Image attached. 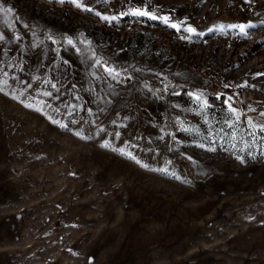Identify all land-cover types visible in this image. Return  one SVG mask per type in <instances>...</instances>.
I'll use <instances>...</instances> for the list:
<instances>
[{
	"label": "rangeland",
	"instance_id": "rangeland-1",
	"mask_svg": "<svg viewBox=\"0 0 264 264\" xmlns=\"http://www.w3.org/2000/svg\"><path fill=\"white\" fill-rule=\"evenodd\" d=\"M78 2L0 0V264H264V0Z\"/></svg>",
	"mask_w": 264,
	"mask_h": 264
},
{
	"label": "snow or ice",
	"instance_id": "snow-or-ice-1",
	"mask_svg": "<svg viewBox=\"0 0 264 264\" xmlns=\"http://www.w3.org/2000/svg\"><path fill=\"white\" fill-rule=\"evenodd\" d=\"M72 2L73 3H75L76 5H77V7H81L82 5L78 2V0H72ZM86 10H91V9H86ZM8 11H11V9H8ZM132 14L133 15H137V16H148L149 18H151V19H161L165 24H168L169 23V18L167 17V16H163V17H157L156 15H154V14H152V13H150V12H148V11H142V10H140V9H135L133 12H132ZM97 15H100L99 13H97ZM103 19H105V20H110V19H112V20H114V19H116V17H107V16H104L103 17ZM172 27H174V28H177L178 30H179V28H178V25L177 24H172L171 25ZM228 27H230V28H239L240 29V31H241V33H244L245 35L247 34L246 32H245V29L246 28H254V27H256L255 25H251V24H248V25H243V24H240V25H229ZM185 31H188V32H190V33H195L196 32V30L194 29V28H187V29H185ZM68 43L69 44H72L73 42H72V40L71 39H69L68 40ZM95 64L97 65V66H101V67H103L104 69H105V71H107L108 72V74H109V76H111L113 79H116L119 75H120V73L115 69V68H111V67H109L108 65H107V62L105 61V62H102L100 59H96L95 60ZM52 87H55V85H52ZM46 95H48V93H46ZM189 95L191 96V95H194L193 93H189ZM202 95L203 94H200V95H196V100L197 101H200L201 99H202ZM231 99V97H229V100ZM28 106H30V105H28ZM208 106V104H207V100L205 99V100H203V102H202V107H207ZM229 110L232 112V113H236L237 112V110L236 109H234V108H231V105H229ZM251 110V109H250ZM261 115H264V113H261ZM236 121H237V123H239V114H237L236 115ZM247 125L250 127V128H252L253 129V131L250 133V135H253V136H255V134H256V129H257V125L256 124H254V122L251 120V119H248L247 120ZM229 127H233V125L231 124V123H229ZM259 131H261V132H264V125H260L259 126ZM235 134V133H234ZM233 134V135H234ZM77 135H79V133H77ZM119 135V133H117V136ZM105 147H107V146H109L108 144H107V142H105V145H104ZM118 151H120L121 153H123V154H126V155H128L131 159H133V160H136V157L135 156H133L130 152L129 153H124V150L123 149H118ZM136 162L137 163H140V161L139 160H136ZM144 167H147V165H143Z\"/></svg>",
	"mask_w": 264,
	"mask_h": 264
}]
</instances>
